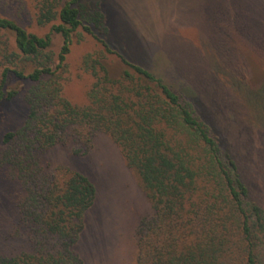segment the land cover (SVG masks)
Returning a JSON list of instances; mask_svg holds the SVG:
<instances>
[{"label": "trees", "instance_id": "16d2710c", "mask_svg": "<svg viewBox=\"0 0 264 264\" xmlns=\"http://www.w3.org/2000/svg\"><path fill=\"white\" fill-rule=\"evenodd\" d=\"M57 19L41 36L0 16V52L6 60L0 103L19 94V88H7L10 76L31 84L25 92L27 119L4 135L2 157L23 189L15 233L27 235L30 249L0 254V264H84L75 246L97 188L80 171L42 166L40 155L70 143L74 155H85L99 131L120 147L152 205V215L136 231L139 264H262L264 209L250 199L234 157L222 152L192 102L119 54L124 70L118 78L101 60L86 57L95 82L88 105H74L58 74L73 34L82 28L114 52L103 38L107 27L99 8L82 0L61 7L59 0L40 2L37 23ZM54 33L63 37L57 58L51 50Z\"/></svg>", "mask_w": 264, "mask_h": 264}, {"label": "rangeland", "instance_id": "374dc122", "mask_svg": "<svg viewBox=\"0 0 264 264\" xmlns=\"http://www.w3.org/2000/svg\"><path fill=\"white\" fill-rule=\"evenodd\" d=\"M43 0H0V16L28 31L47 34L36 17ZM60 7L70 0H59ZM105 18L103 37L114 53L80 28L58 74L63 94L86 106L95 77L85 59L101 60L114 78L124 66L119 54L152 71L192 102L197 116L211 129L222 152L234 157L250 199L264 209V0H82ZM94 32L96 31L95 28ZM101 36V35H100ZM58 57L63 45L52 35ZM13 43V36H9ZM13 50V48L11 49ZM6 60L0 52V79ZM31 84L10 76L7 88H19L11 101L0 103V254L30 249L26 234L15 233L23 189L3 162L4 135L20 128L28 116L26 89ZM72 144L57 145L40 155L42 166L67 167L87 175L97 188L75 250L84 264H139L137 228L153 213L137 173L112 137L96 132L85 155ZM262 264H264V253Z\"/></svg>", "mask_w": 264, "mask_h": 264}]
</instances>
